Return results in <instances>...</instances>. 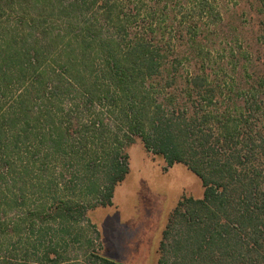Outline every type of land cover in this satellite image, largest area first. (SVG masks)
<instances>
[{
	"label": "trees",
	"instance_id": "16d2710c",
	"mask_svg": "<svg viewBox=\"0 0 264 264\" xmlns=\"http://www.w3.org/2000/svg\"><path fill=\"white\" fill-rule=\"evenodd\" d=\"M214 1L195 4L202 11ZM176 2L0 0L1 166L21 147L25 164L41 155L79 162L89 153L77 178L83 195L94 197L91 206H107L128 172L125 149L139 139L168 166L183 163L203 187L201 197L173 209L156 264H264V71L259 90L231 84L224 92V79L199 54V19L193 35L173 29L179 33L161 40L156 21L163 15L172 25ZM232 2L251 10L264 66V0ZM187 58L188 74L178 69ZM61 177L52 179L56 187L69 188ZM70 198L54 193L20 220L0 217V234L27 229L23 259L3 254L0 264H64L66 236L77 238L71 228L86 212L83 199ZM15 200L25 203L23 195ZM90 261L124 264L94 249L82 264Z\"/></svg>",
	"mask_w": 264,
	"mask_h": 264
},
{
	"label": "rangeland",
	"instance_id": "374dc122",
	"mask_svg": "<svg viewBox=\"0 0 264 264\" xmlns=\"http://www.w3.org/2000/svg\"><path fill=\"white\" fill-rule=\"evenodd\" d=\"M180 2L177 0L172 9V25L167 16L161 15L157 19L161 40L179 33L173 29L179 30L182 37L193 35L195 26L192 25L199 19L200 28L196 27V31L202 29L205 35L202 45L199 43V54L213 74L218 72L220 79H224V92L231 84L254 86L256 88L253 89L259 90L260 82L256 76L264 71V66H261V59H257L261 48L255 38L256 26L250 17L251 10L238 9L232 5V0H215L202 11L195 0ZM28 5L32 9L40 6L35 2ZM168 10L166 14L170 13ZM219 10H226L225 14L223 11L218 14ZM189 28L191 32H187ZM42 43L47 46L46 42ZM180 49L185 50L183 46ZM44 56H50L48 46ZM189 61L188 58L184 60L178 67L179 71L187 74L193 71ZM76 112L84 123L90 121L89 110L79 107ZM113 119L112 115L106 116L104 122L109 126ZM17 151L11 155L10 165L4 167L0 163V217L7 224L20 220L25 213L33 211L38 202L49 199L54 193L70 199H83L86 205L85 214L71 228L77 233V238L66 236L62 254L67 259L64 264H82L91 249L124 264H156L158 244L173 209L184 197L199 198L203 192L198 177L183 163L168 166L162 157L146 150L139 139L125 149L129 156L128 172L115 186L112 203L107 206H91L95 199L91 195H83L85 182L77 178L89 153L83 157L85 160L81 158L79 162L77 158L73 162L41 155L33 159L30 156L31 164H25L24 147ZM44 161L47 163L45 168H39ZM54 177H61L69 188H64L63 184L56 187L52 181ZM20 195H23L25 203L16 205L15 198ZM19 231L24 233L21 236L0 234V255L14 254L16 258L23 259L19 249L27 232L26 224ZM88 239L92 241L91 246ZM21 250H25L24 247ZM89 264L100 263L90 261Z\"/></svg>",
	"mask_w": 264,
	"mask_h": 264
}]
</instances>
